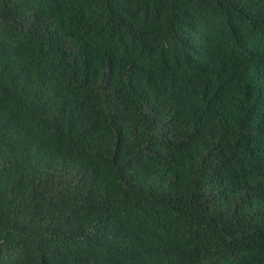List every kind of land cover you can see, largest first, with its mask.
<instances>
[{
  "label": "trees",
  "instance_id": "trees-1",
  "mask_svg": "<svg viewBox=\"0 0 264 264\" xmlns=\"http://www.w3.org/2000/svg\"><path fill=\"white\" fill-rule=\"evenodd\" d=\"M0 264H264V0H0Z\"/></svg>",
  "mask_w": 264,
  "mask_h": 264
}]
</instances>
